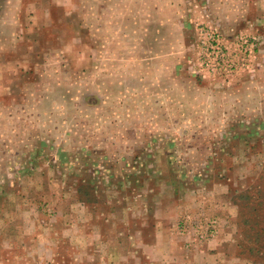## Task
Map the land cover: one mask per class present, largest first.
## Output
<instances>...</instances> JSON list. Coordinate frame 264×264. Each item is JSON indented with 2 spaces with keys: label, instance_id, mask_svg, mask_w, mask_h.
<instances>
[{
  "label": "rangeland",
  "instance_id": "rangeland-1",
  "mask_svg": "<svg viewBox=\"0 0 264 264\" xmlns=\"http://www.w3.org/2000/svg\"><path fill=\"white\" fill-rule=\"evenodd\" d=\"M256 1L0 0V264H264Z\"/></svg>",
  "mask_w": 264,
  "mask_h": 264
},
{
  "label": "crops",
  "instance_id": "crops-1",
  "mask_svg": "<svg viewBox=\"0 0 264 264\" xmlns=\"http://www.w3.org/2000/svg\"><path fill=\"white\" fill-rule=\"evenodd\" d=\"M256 9H257V11L258 12H260V13H263L264 12V0H257L256 1ZM2 55V54H1ZM1 55H0V57H1ZM6 60V59H5ZM2 76V75H1ZM3 78H4V74H3V76H2ZM205 189V188H204ZM206 190V189H205ZM221 190L222 189H220V188H218V189H209V192H207V197H210V198H208L209 199V201L211 200L212 201V204L214 205V206H216V201H219L220 202V200H219V198H220V196L221 197H223V198H225V196H222V195H220L221 193ZM190 192V191H189ZM209 193V194H208ZM224 194V193H223ZM212 196V197H211ZM213 201H215V204L213 203ZM202 202H198L197 203V205L198 206H204L203 204L202 205H200ZM207 203V202H206ZM208 204V203H207ZM226 204V203H225ZM205 206H207V205H205ZM209 206V205H208ZM222 206L223 205H221V208H222ZM228 205H225V207H223V209H222V211H223V213H221L220 214V216H221V219L222 218H227L228 217V215H227V210H229L228 209V207H227ZM219 208L220 209V206H216V208ZM215 212H217V211H215ZM217 214L219 215V212H217ZM175 215H177V214H175ZM176 217V216H175ZM163 217H161L160 216V220L161 221H163L164 219H162ZM160 234H162V232H160ZM222 234L220 235V237H219V239H217L214 243H216V242H223V240H222ZM157 238H158V240L156 241V244L154 245V246H150V249L152 250H154V248H158V247H160L162 244H163V240L161 239V237H159V235L157 236Z\"/></svg>",
  "mask_w": 264,
  "mask_h": 264
}]
</instances>
